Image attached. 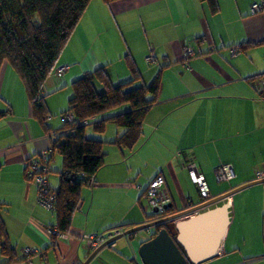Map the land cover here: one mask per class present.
I'll use <instances>...</instances> for the list:
<instances>
[{
  "label": "crops",
  "instance_id": "obj_1",
  "mask_svg": "<svg viewBox=\"0 0 264 264\" xmlns=\"http://www.w3.org/2000/svg\"><path fill=\"white\" fill-rule=\"evenodd\" d=\"M258 1L217 0L219 10L212 15L198 0H117L110 4L90 0L44 84L49 133L31 117L23 84L14 80L9 66L4 65L0 111L9 108L10 113L0 119V220L16 250L17 261L12 264H82L91 254L85 247L86 236L118 225L128 230L148 222L152 209L145 192L158 175L164 181L162 196L174 210L170 215L207 202L198 195L189 164L203 174L209 199L264 179V170H256L253 179L221 187L236 178L233 156L245 142L244 136H237H252L255 129L252 103L264 102V90L256 98L251 85L253 79L264 85V63L245 70V52L264 46V11L253 14L250 10ZM138 29L145 43L133 49L127 35L133 36ZM111 38L117 41L114 52L108 48ZM245 43L257 45L234 55L229 50ZM185 46L193 49V56L185 57ZM126 55L133 58L141 73V80L128 88L149 85L159 74L158 101L145 116L139 144L130 154L113 144L124 129L108 121L129 106L121 105L96 118L107 120L103 134H90L104 142L105 164L97 173L96 186L83 189L70 234H58L53 212L39 205L35 183L25 180V165L50 148L61 125L52 117H60L67 109L72 83L102 66L114 85L129 82ZM229 57L235 60L230 63ZM60 68H65L63 74L54 76ZM238 85L242 95L236 93ZM52 163L47 184L56 189L55 173L61 162L53 156ZM220 165L231 168L232 179L215 180L214 170ZM153 231L149 228L142 234L121 237L88 264H142L138 249ZM240 244L237 237L229 241L227 233L220 253L200 264H264V244L257 243L252 251H244ZM31 249L34 253H27ZM4 261L0 259V263Z\"/></svg>",
  "mask_w": 264,
  "mask_h": 264
},
{
  "label": "trees",
  "instance_id": "obj_2",
  "mask_svg": "<svg viewBox=\"0 0 264 264\" xmlns=\"http://www.w3.org/2000/svg\"><path fill=\"white\" fill-rule=\"evenodd\" d=\"M89 1L0 0V76L4 65L13 69L23 84L31 117L44 133L51 131L47 125L49 113L43 93L45 81L55 69L61 52ZM102 1L110 4L117 0ZM198 1L206 5L212 15L219 10L217 0ZM255 45L257 44L245 43L237 48L242 51ZM124 61L131 75L127 83L114 85L104 67L85 74L72 83V97L68 101L67 109L60 114L61 125L50 141L51 146L46 151L47 160L40 161L39 156L34 158L33 160L39 163L35 170H30L26 163L25 180L35 183V178L40 176L47 182L48 175L52 172L50 163L54 154L57 152L61 157L62 167L55 173L58 176L57 188L51 189L47 184L48 194L55 197L51 211L55 217L54 227L58 234H70L75 212L81 202V193L84 188L91 189L96 186L97 173L105 164L104 142L87 133L89 128L93 134L101 135L105 132L107 120L96 118L121 105H129V111L114 115L108 121L124 129L113 144L130 154L139 144L145 116L150 107L158 101L160 75L158 74L149 85L130 89L129 85L141 80V73L131 56L126 55ZM8 113L9 108L0 111V119ZM30 160L31 158L27 162ZM173 212L171 207H166L161 218ZM148 218V221L155 219L153 211ZM120 226L125 227L118 225L110 229ZM161 228H166L175 239L172 223L153 228L150 236L156 235ZM179 249L182 251L181 247ZM0 257L5 259L4 263L0 264H12L17 261L16 250L10 243L1 220Z\"/></svg>",
  "mask_w": 264,
  "mask_h": 264
},
{
  "label": "rangeland",
  "instance_id": "obj_3",
  "mask_svg": "<svg viewBox=\"0 0 264 264\" xmlns=\"http://www.w3.org/2000/svg\"><path fill=\"white\" fill-rule=\"evenodd\" d=\"M107 12L108 10L106 9L104 13L108 15ZM256 15H262V14H256ZM102 19H106V18L102 17ZM107 20L109 21L110 24H113L111 23L112 19H107ZM127 37L133 49H139L142 47V44L145 43V38L141 29H138V31L135 30L133 32V36L127 35ZM116 43L117 41L115 42L113 38H111V41L108 45V48L111 52H114L116 50V46H117ZM229 50L231 51V49ZM245 55L247 56V61H248V63L246 62L245 64L246 72L253 70L256 67H260L264 63V46L252 48L246 51ZM229 58L230 59L227 60H229L230 63H232V61L235 60L232 57ZM249 62L252 64H250ZM8 70L9 72H12L14 80L16 78L20 82L17 75L10 66L8 67ZM261 78L264 83V75ZM251 85L255 88V97L260 98L257 93L264 90L263 88L264 85H261V81L259 80L257 81L256 79L255 80L253 79ZM134 87L137 86L130 87V89ZM235 88H237L236 93H240L241 95L243 94L244 91H242L241 85H238ZM244 89H246L245 93H249V90L247 89L246 86H244ZM252 105H253L252 111L255 120L254 123L256 125L255 129L253 131L252 136L246 137L243 134L237 136V138L240 139H242L244 136L245 142L244 144L240 145L239 148L236 149V154L235 156H233V161L235 165L234 171L236 178L232 180V182L223 183L221 186L222 188L227 189L229 187L236 186L239 183L246 182V180L254 178L256 174V170H264V102L252 103ZM52 118L53 120H56L57 122L61 123V118L59 117V115L53 116ZM87 133L89 134V136H91L90 134H93L90 128L87 130ZM93 135H97V134H93ZM35 157L37 158V156ZM35 157H33V159ZM54 158L60 160L61 162L60 169H61L62 161L60 155L57 152L54 154ZM50 164L53 166L52 161ZM230 198H231V201L229 202L230 224L228 227V240L231 241L234 240L235 237H237L238 240L242 242V245L240 244V248H242L244 251L255 250L257 246L256 244L259 242L263 246L264 244V183L261 182L250 185L249 187H246L234 193ZM217 205H220V203H218ZM142 232L143 230L138 231L139 234H142Z\"/></svg>",
  "mask_w": 264,
  "mask_h": 264
},
{
  "label": "water",
  "instance_id": "obj_4",
  "mask_svg": "<svg viewBox=\"0 0 264 264\" xmlns=\"http://www.w3.org/2000/svg\"><path fill=\"white\" fill-rule=\"evenodd\" d=\"M261 182L264 183V179L248 182L216 198L209 199L195 208L182 210L173 215L150 220L145 224L130 228L123 235L115 237L97 248L82 264H88L101 249L108 247L111 242L115 243L121 237L172 222L175 229V239L172 238L166 228H161L156 235L140 245L138 254L141 263L200 264L218 255L224 245L230 224L229 198L234 193ZM218 203L220 205H217ZM187 215H189L187 218L175 221Z\"/></svg>",
  "mask_w": 264,
  "mask_h": 264
},
{
  "label": "built area",
  "instance_id": "obj_5",
  "mask_svg": "<svg viewBox=\"0 0 264 264\" xmlns=\"http://www.w3.org/2000/svg\"><path fill=\"white\" fill-rule=\"evenodd\" d=\"M264 9V0H259L256 3H253L250 10L251 13H259L263 11ZM231 52L234 55L235 53L239 52V48L234 47L231 48ZM184 54L185 57H191L193 56V51L190 47L185 46L184 47ZM150 59V58H149ZM65 68H60L54 76L60 77ZM71 119V117H69ZM39 158L41 159L40 161H46L47 160V155L46 152L41 153L38 155ZM38 161L37 160H30L27 162V167L30 170H35L38 168ZM188 168L192 171L193 174V179L195 183L196 190L198 192V195L200 196L201 199L203 200H209L210 195H209V188L207 185V182L205 181V178L201 172L198 171L197 167L192 163L189 164ZM215 178L217 182H225L229 181L233 177V173L231 168L228 166L220 165L215 168L214 170ZM259 178H262L263 175L260 174L258 175ZM258 178V179H259ZM35 183L37 186V196H38V203L41 207H43L46 210L51 211L53 209V204H54V195L48 194V189H47V182L46 179L43 177L37 176L35 178ZM164 181L162 176L158 175L156 176L148 185L145 196L147 199V202L152 209L153 213L155 214V219H160L162 214L164 213L166 207L169 205V200L168 198H165L162 196V187H163ZM127 228L126 227H116L113 229H109L108 231L101 232V233H96L92 234L89 236L85 237V247L87 248L88 252H93L103 244L110 242L113 240L115 237H118L120 235H123L126 232ZM110 247L114 246V242H111L108 244ZM27 253L32 254L34 253V250H27Z\"/></svg>",
  "mask_w": 264,
  "mask_h": 264
}]
</instances>
